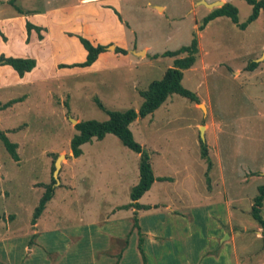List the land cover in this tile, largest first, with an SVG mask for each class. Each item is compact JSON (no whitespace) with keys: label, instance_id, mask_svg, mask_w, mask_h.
<instances>
[{"label":"rangeland","instance_id":"rangeland-1","mask_svg":"<svg viewBox=\"0 0 264 264\" xmlns=\"http://www.w3.org/2000/svg\"><path fill=\"white\" fill-rule=\"evenodd\" d=\"M79 1L0 0V19L19 16L21 10ZM197 1L118 2L130 47L147 46L150 54L160 55L189 45L193 37L198 42L196 62L183 71L181 82L198 102L173 94L153 114L129 125L134 140L148 154L155 177L141 198L142 204L154 206L138 223L151 232L161 231L166 238L158 243L164 260L207 263L210 260L200 254L219 247L221 237L227 249L234 244L231 260L264 264V233L250 215L257 187L264 185V18L260 12L241 29L252 12L245 0H205L234 6L237 23L218 17L200 30L202 19L214 8ZM85 30L92 31V26ZM9 34L19 38L18 22ZM40 59L43 77L32 83L16 82L5 71L0 76V132L17 145L18 155L14 161L0 140V242L6 235L14 240L10 259L24 262L20 260L26 243L23 236L33 224L34 209L45 191L42 185L51 183L54 162L64 155L53 197L37 221L38 236L52 247L79 241L80 248L70 254L89 262L90 247L104 249L126 238L128 244L136 242L137 227L131 217L137 209L132 214L131 208L120 207L130 203V190L138 182L139 155L107 134L83 144L82 154L74 158L70 150V140L77 133L74 125L106 121V111L138 110L143 101L140 92L160 80L174 59L141 61L130 55L128 62L100 72H71L73 67L52 71L51 55ZM250 62L258 64L251 72L246 70ZM12 100L17 101L1 108ZM200 142L207 146L210 169L201 158ZM260 214L264 219V206Z\"/></svg>","mask_w":264,"mask_h":264},{"label":"crops","instance_id":"crops-1","mask_svg":"<svg viewBox=\"0 0 264 264\" xmlns=\"http://www.w3.org/2000/svg\"><path fill=\"white\" fill-rule=\"evenodd\" d=\"M79 2L78 4L58 8L47 5L41 10H21L22 13H18L20 14L19 16H9L0 19V33L5 38L3 40L0 36V55L3 54L5 57L14 58H32L36 61V67L31 72L24 74L21 78L18 77L9 66H0V76L2 72L5 71L7 76L15 79L16 82L22 84L32 83L39 79V77H43V72H41L43 64L40 59L43 55H45V57L51 55V58L54 59V61H52V71H60L63 69L59 68L61 64L71 65L83 62L86 57V51L77 37H75V35L78 34H82L81 36L89 40L93 45H110L114 49L115 47H119L127 50V54H116L114 50L109 49V46L108 50L101 53L91 66L85 68L73 67L70 70L71 72H80L82 70H112L118 66L120 61L128 62L130 55H134L141 61L146 58L150 60L151 58L149 56L154 55L149 53L150 49L147 46H143L142 48L130 47L131 42L128 41L127 38V27L123 24L119 14V0H80ZM199 2H205V0L197 1V3ZM206 3L209 4L207 1ZM64 4H66V2ZM155 8L159 12L163 11V7L156 6ZM114 11L118 13V16ZM67 13L70 15L68 16ZM15 22L19 23V38H15V35L11 36V34H9ZM27 22L42 29L40 32L42 36L41 39L38 38V34L35 30H31L29 34H27L25 27ZM90 25L92 26V31H86L85 27ZM69 33L71 35H69ZM139 52H142L144 57L137 56L136 53ZM13 101L14 100L9 102ZM13 104L14 102L6 107L3 104L1 108L6 109ZM141 198L138 200L140 205L148 206L149 208L154 206L149 203L142 204ZM132 209L133 208H131V213L134 214ZM137 211L135 214L136 216L131 217V220H134V226L137 227L136 242L128 244L124 242L126 238L125 240L117 239L116 243L111 242L104 249L100 248L99 250H95L90 247L89 252L91 253V259L88 260L89 262L81 261L78 257L75 258L73 254H70L73 252V248H80V245H78L80 244L79 241L77 245H75V243L69 244L68 242L63 246L52 247L45 245L44 239L38 236L41 233L39 229L40 224L37 222L41 217L40 215L36 222L30 225L29 234L23 236L26 238V243H24V248L21 251L22 255L20 260L24 259V262L11 261L10 253L14 250L12 246L14 240L6 239V235L5 237L3 236L2 242L4 243L0 242V253H2L0 256V264H240L239 260L235 257L231 260L230 253L235 255L234 252L236 251L234 244H232V248L227 249L225 246L228 243L222 244L220 240L221 237L218 240V244H220L219 247H217V245L215 247L212 246V249L209 248V251H207V255H204V250L203 253L200 254V257L203 256L204 258L206 257V260H210L207 261V263H203V259H161L160 252L162 249L158 243L165 242L166 238L160 234V230V233H155L151 232L149 228L141 227L138 221L148 209ZM9 218L13 219L14 217H8L7 219ZM139 226L142 228L141 230ZM223 234H225V237L227 235L228 237L233 235L232 233ZM141 238H143L142 242ZM157 248L158 252H156ZM6 251L8 253H6ZM214 251L220 252V254L214 255ZM77 255L80 256L79 250ZM208 257H210V259H208Z\"/></svg>","mask_w":264,"mask_h":264},{"label":"trees","instance_id":"trees-1","mask_svg":"<svg viewBox=\"0 0 264 264\" xmlns=\"http://www.w3.org/2000/svg\"><path fill=\"white\" fill-rule=\"evenodd\" d=\"M247 4L252 7V12L245 24L240 25L241 29L255 21L260 12L264 18V0H245ZM12 3V1H10ZM116 13V12H115ZM237 9L229 3H224L221 7L214 8L210 13L202 19L201 25L198 27L200 30L204 28L210 21L218 17L230 18L233 23H237ZM26 32L29 34L31 30H35L38 34V38L41 39V28L35 27L30 23H26ZM71 35V34H69ZM0 36L4 40L5 38L0 33ZM77 39L86 51L85 60L81 63H75L71 65H59V68H71L79 67L85 68L91 66L101 53L108 50L110 45H93L86 38L77 35ZM28 40V39H27ZM114 53L126 55L127 50L115 47ZM198 54V42L197 38L193 37L190 44L180 47L174 51H166L162 54H154L151 59H157L158 57L173 58V66L166 69L160 80H154L150 82L146 90L140 92V96L143 98L138 110L128 109L125 111H106L108 119L103 122L95 120L80 121L74 125V129L77 132L70 140V150L74 158L79 157L82 154L80 147L83 144L89 143L92 139L102 140L107 134H112L118 138L123 146L139 155V179L135 186L130 190L129 198L130 203L120 207V210H128L134 208L137 210H147L148 206L140 205L138 200L151 188L155 181L153 170L148 157V154L143 151L140 144H138L129 129V125L137 118H144L153 114L161 105L167 100L170 95L177 94L181 97L188 99L191 102H198L197 96L185 89L182 86L183 71L190 69L196 62V55ZM182 55V56H181ZM0 65L9 66L18 77H23L24 74L31 72L36 67V61L32 58H14L5 57L0 55ZM257 62H250L246 66V70L251 72L257 68ZM16 102V101H13ZM13 102H8L4 106H9ZM98 107L104 110L102 104L96 101ZM4 108V107H3ZM0 140L3 143L6 151L10 157L14 160H18L16 152L17 145L11 143L4 133L0 132ZM201 158L206 160L208 169L211 168V162L208 157L207 146L204 142H200ZM54 171V167L53 170ZM56 181L51 178V183L48 185H42L45 189L44 194L41 196L38 205L34 209L31 222L34 224L40 217L41 213L45 209L46 204L51 200L54 194V185ZM264 206V185L257 187V194L253 199V203L250 210L251 219L257 223L264 233V219L261 217V209ZM141 238V242H142ZM126 242V240L124 241Z\"/></svg>","mask_w":264,"mask_h":264},{"label":"water","instance_id":"water-1","mask_svg":"<svg viewBox=\"0 0 264 264\" xmlns=\"http://www.w3.org/2000/svg\"><path fill=\"white\" fill-rule=\"evenodd\" d=\"M203 3V5H205L206 7H211V8H215V6L214 5H216V4H219L220 6L219 7H221L222 5H223V3L222 2H216V3H213V4H207L206 2H202ZM217 8V7H216ZM111 48V46L109 47V49ZM140 53H142V52H139V53H136V54H140ZM73 121V120H72ZM76 125V124H75ZM202 126H200V131H202ZM201 138L202 139H204L203 138V136H201ZM64 158V155H60V156H58V158L56 159V161L54 162V166H55V169H54V171H53V178H54V180L55 181H58V179H57V175H58V172H59V169H60V166H61V160Z\"/></svg>","mask_w":264,"mask_h":264}]
</instances>
